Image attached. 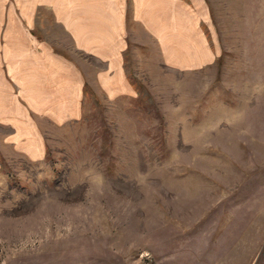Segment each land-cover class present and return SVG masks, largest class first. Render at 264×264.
<instances>
[{
  "label": "rangeland",
  "instance_id": "1",
  "mask_svg": "<svg viewBox=\"0 0 264 264\" xmlns=\"http://www.w3.org/2000/svg\"><path fill=\"white\" fill-rule=\"evenodd\" d=\"M211 10L215 62L142 46L135 95L93 87L45 157L3 158L0 264H264V0Z\"/></svg>",
  "mask_w": 264,
  "mask_h": 264
},
{
  "label": "crops",
  "instance_id": "2",
  "mask_svg": "<svg viewBox=\"0 0 264 264\" xmlns=\"http://www.w3.org/2000/svg\"><path fill=\"white\" fill-rule=\"evenodd\" d=\"M212 17L211 0H0V164L45 157L46 128L81 120L93 87L135 95L129 52L154 44L177 70L215 62Z\"/></svg>",
  "mask_w": 264,
  "mask_h": 264
}]
</instances>
